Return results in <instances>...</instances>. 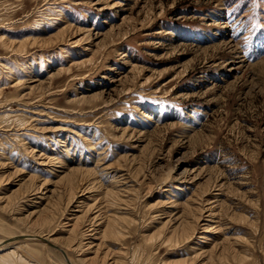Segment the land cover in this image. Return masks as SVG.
<instances>
[{
	"label": "rangeland",
	"instance_id": "rangeland-1",
	"mask_svg": "<svg viewBox=\"0 0 264 264\" xmlns=\"http://www.w3.org/2000/svg\"><path fill=\"white\" fill-rule=\"evenodd\" d=\"M34 236L264 264V0H0V264H65Z\"/></svg>",
	"mask_w": 264,
	"mask_h": 264
},
{
	"label": "bare ground",
	"instance_id": "bare-ground-1",
	"mask_svg": "<svg viewBox=\"0 0 264 264\" xmlns=\"http://www.w3.org/2000/svg\"><path fill=\"white\" fill-rule=\"evenodd\" d=\"M77 225V224H76ZM30 237H32V236H30ZM34 238L35 239H38L39 241L41 240V242L43 241L44 243H46V245H48V243L49 244H52V243H50L49 241V239H45V238H42V237H38V236H34ZM34 238H32V239H34ZM43 239V240H42ZM49 240V241H48ZM1 242V241H0ZM42 242V243H43ZM5 244H7V243H4V241L1 243V246H6ZM9 245V244H8ZM52 249H55V250H58L63 256H66L67 257V259L69 260V258H68V256H67V254L61 249V248H59V247H57L56 245H54L55 247H53V246H51V245H49ZM3 249V248H2ZM61 250H62V252H61ZM4 256V255H3ZM65 258V257H64ZM107 258V257H106ZM4 260V259H3ZM5 262H7V261H5ZM70 262V261H69ZM71 264H72V262H70ZM10 264V263H9ZM65 264H67V262H65ZM116 264V263H115Z\"/></svg>",
	"mask_w": 264,
	"mask_h": 264
},
{
	"label": "water",
	"instance_id": "water-1",
	"mask_svg": "<svg viewBox=\"0 0 264 264\" xmlns=\"http://www.w3.org/2000/svg\"><path fill=\"white\" fill-rule=\"evenodd\" d=\"M24 238H25V236H15V237H12V238H10V239L5 240L4 243H8V242H11V241H14V240L24 239ZM42 240H43V239H42ZM49 245L55 247L53 244H49ZM61 252H62V250H61ZM64 257H65V261L67 262V264H71V263L69 262V260L67 259V257H66V256H64Z\"/></svg>",
	"mask_w": 264,
	"mask_h": 264
}]
</instances>
